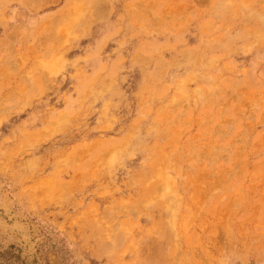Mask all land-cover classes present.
<instances>
[{"label":"rangeland","instance_id":"obj_1","mask_svg":"<svg viewBox=\"0 0 264 264\" xmlns=\"http://www.w3.org/2000/svg\"><path fill=\"white\" fill-rule=\"evenodd\" d=\"M0 264H264V0H0Z\"/></svg>","mask_w":264,"mask_h":264},{"label":"bare ground","instance_id":"obj_2","mask_svg":"<svg viewBox=\"0 0 264 264\" xmlns=\"http://www.w3.org/2000/svg\"><path fill=\"white\" fill-rule=\"evenodd\" d=\"M95 5H96V3H95ZM100 13V12H99ZM101 14V13H100ZM95 18H97V16L95 17Z\"/></svg>","mask_w":264,"mask_h":264}]
</instances>
